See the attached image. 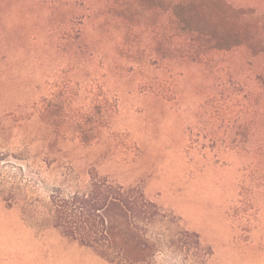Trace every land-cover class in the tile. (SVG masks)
Instances as JSON below:
<instances>
[{
    "label": "rangeland",
    "instance_id": "rangeland-1",
    "mask_svg": "<svg viewBox=\"0 0 264 264\" xmlns=\"http://www.w3.org/2000/svg\"><path fill=\"white\" fill-rule=\"evenodd\" d=\"M180 1L0 0V264H109L52 225L51 195L91 173L140 188L212 264H264V0L200 6L193 22L240 34L226 52L168 11ZM62 82L117 101L90 146L36 114Z\"/></svg>",
    "mask_w": 264,
    "mask_h": 264
},
{
    "label": "trees",
    "instance_id": "trees-1",
    "mask_svg": "<svg viewBox=\"0 0 264 264\" xmlns=\"http://www.w3.org/2000/svg\"><path fill=\"white\" fill-rule=\"evenodd\" d=\"M206 2L239 15L223 0L180 1L172 3L168 11L191 31H203L200 24L206 27L209 31L204 33L211 38L213 51L226 52L241 45L237 31L232 34L197 19L193 22ZM79 99L77 84L56 83L34 109L58 138L90 146L109 128L117 101L102 86L88 91L86 104H79ZM242 203L249 205V200ZM51 206L53 227L66 238L93 248L109 264H212L213 250L198 233L184 228L175 215L147 199L140 188H126L91 173L85 192L64 197L53 193Z\"/></svg>",
    "mask_w": 264,
    "mask_h": 264
}]
</instances>
